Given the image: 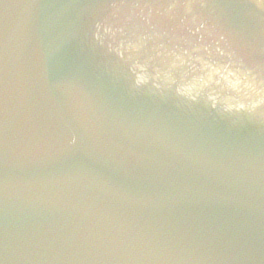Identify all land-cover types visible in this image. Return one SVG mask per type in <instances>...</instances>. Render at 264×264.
<instances>
[{
    "label": "water",
    "instance_id": "water-1",
    "mask_svg": "<svg viewBox=\"0 0 264 264\" xmlns=\"http://www.w3.org/2000/svg\"><path fill=\"white\" fill-rule=\"evenodd\" d=\"M0 264H264V0H0Z\"/></svg>",
    "mask_w": 264,
    "mask_h": 264
}]
</instances>
